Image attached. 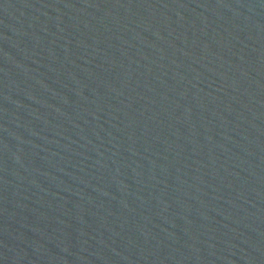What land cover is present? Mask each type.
Masks as SVG:
<instances>
[{
  "label": "water",
  "instance_id": "water-1",
  "mask_svg": "<svg viewBox=\"0 0 264 264\" xmlns=\"http://www.w3.org/2000/svg\"><path fill=\"white\" fill-rule=\"evenodd\" d=\"M0 264H264V0H0Z\"/></svg>",
  "mask_w": 264,
  "mask_h": 264
}]
</instances>
